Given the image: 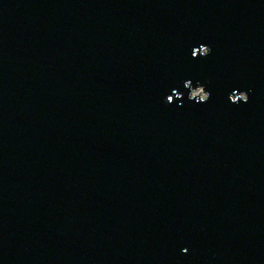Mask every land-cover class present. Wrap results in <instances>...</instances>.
I'll return each mask as SVG.
<instances>
[{
	"label": "water",
	"instance_id": "obj_1",
	"mask_svg": "<svg viewBox=\"0 0 264 264\" xmlns=\"http://www.w3.org/2000/svg\"><path fill=\"white\" fill-rule=\"evenodd\" d=\"M0 264H264V0H0Z\"/></svg>",
	"mask_w": 264,
	"mask_h": 264
},
{
	"label": "rangeland",
	"instance_id": "obj_2",
	"mask_svg": "<svg viewBox=\"0 0 264 264\" xmlns=\"http://www.w3.org/2000/svg\"><path fill=\"white\" fill-rule=\"evenodd\" d=\"M194 93H200V94H202V91L200 89H198L197 91H194Z\"/></svg>",
	"mask_w": 264,
	"mask_h": 264
}]
</instances>
